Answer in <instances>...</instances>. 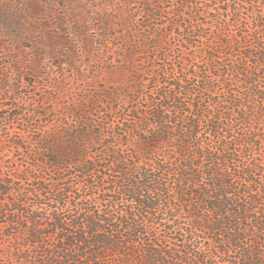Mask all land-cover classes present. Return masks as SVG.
<instances>
[{"label":"trees","instance_id":"obj_1","mask_svg":"<svg viewBox=\"0 0 264 264\" xmlns=\"http://www.w3.org/2000/svg\"><path fill=\"white\" fill-rule=\"evenodd\" d=\"M171 3L115 1V92L0 107V264H264V0Z\"/></svg>","mask_w":264,"mask_h":264},{"label":"rangeland","instance_id":"obj_2","mask_svg":"<svg viewBox=\"0 0 264 264\" xmlns=\"http://www.w3.org/2000/svg\"><path fill=\"white\" fill-rule=\"evenodd\" d=\"M115 1L118 0H0V19L6 16V20L16 23L6 29L0 20V72L4 76H0V87L8 77L7 87L0 92V107L19 106L23 120L28 118L32 125H37L42 118L33 117V108L38 107L39 114L44 112L40 109L42 102L48 105L41 97L61 98L63 102L66 96L79 95L83 91L105 95L115 92L125 78V69L120 65L126 64L118 59V54L124 53L115 50ZM163 2L151 22L136 13L141 25L154 26L152 33L161 30L167 21L163 16L171 11V0ZM75 27L81 30V38L73 34ZM65 32L68 34L64 35ZM141 34L151 35L143 31ZM60 38L66 39L63 42L68 45L61 46ZM171 43L177 45L178 41L171 40ZM39 56L44 68L35 70L32 62ZM153 64L152 73H163V61L156 60ZM144 76L148 82L150 77ZM9 87L19 89L11 92ZM149 101L139 102L147 105ZM112 108V114L102 109L96 116L100 121L114 124L117 120L115 105ZM8 123L6 120L1 126ZM14 126L9 132L23 129L21 124ZM6 132L1 135L5 136Z\"/></svg>","mask_w":264,"mask_h":264}]
</instances>
